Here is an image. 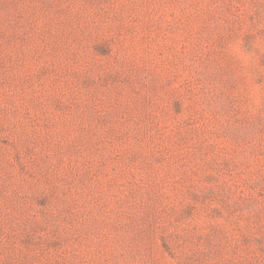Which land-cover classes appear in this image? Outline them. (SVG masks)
Returning <instances> with one entry per match:
<instances>
[{"label": "rangeland", "instance_id": "obj_1", "mask_svg": "<svg viewBox=\"0 0 264 264\" xmlns=\"http://www.w3.org/2000/svg\"><path fill=\"white\" fill-rule=\"evenodd\" d=\"M0 264H264V0H0Z\"/></svg>", "mask_w": 264, "mask_h": 264}]
</instances>
